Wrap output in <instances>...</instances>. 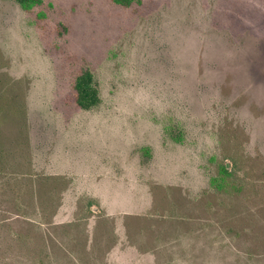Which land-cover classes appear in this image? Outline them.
<instances>
[{
	"label": "rangeland",
	"instance_id": "1",
	"mask_svg": "<svg viewBox=\"0 0 264 264\" xmlns=\"http://www.w3.org/2000/svg\"><path fill=\"white\" fill-rule=\"evenodd\" d=\"M0 264H264V0H0Z\"/></svg>",
	"mask_w": 264,
	"mask_h": 264
},
{
	"label": "trees",
	"instance_id": "2",
	"mask_svg": "<svg viewBox=\"0 0 264 264\" xmlns=\"http://www.w3.org/2000/svg\"><path fill=\"white\" fill-rule=\"evenodd\" d=\"M26 9H31L39 4L40 0H17ZM75 102L81 108L89 109L95 106L99 100L98 88L90 71H84L76 77Z\"/></svg>",
	"mask_w": 264,
	"mask_h": 264
}]
</instances>
